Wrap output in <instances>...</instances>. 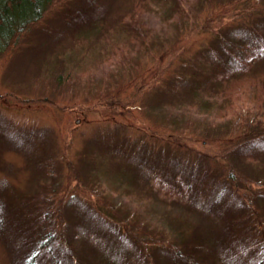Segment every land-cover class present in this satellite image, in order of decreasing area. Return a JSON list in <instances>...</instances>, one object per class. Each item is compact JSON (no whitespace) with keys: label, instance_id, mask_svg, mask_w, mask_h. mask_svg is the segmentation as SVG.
<instances>
[{"label":"rangeland","instance_id":"1","mask_svg":"<svg viewBox=\"0 0 264 264\" xmlns=\"http://www.w3.org/2000/svg\"><path fill=\"white\" fill-rule=\"evenodd\" d=\"M134 1L139 0H54L43 17L15 37L11 47L1 56L0 205L1 198L8 201V196H12L4 185L6 183H11L15 194H26L32 205L31 172L39 158L47 164L48 170L56 173L40 181L39 190L55 196L53 190L59 189L55 199L65 205L77 201L76 195L87 205L99 203L103 208L102 201L115 200L128 192L118 190L117 185H122L117 179L112 182L103 178L98 182L96 171L86 177L83 173L87 174L86 169L79 164V158L110 159L103 154L108 146H123L122 137L131 138L140 146L149 143L157 148H168V136L180 135L183 144L205 152L214 147V142L216 146L222 145L219 141L222 139L226 140L225 144L230 140L250 139L253 133L258 137L264 133V97L257 98L258 89L244 91L240 99L243 102L238 100L231 108L222 109V99L215 91H209L216 77L211 76L206 84L197 81L191 88L181 82V73L194 61L200 69L207 71L206 74L219 70L222 65L211 63L210 49L216 46L220 34L235 40L242 38V34L238 36L234 30L243 21L253 24L255 33L250 38L255 39L254 45L262 42L264 0H252L248 10L238 9L237 2L229 0H207L209 4L206 3L204 8H200V0H142L139 8L131 10ZM222 1L225 4L219 5ZM181 3H189L192 10L184 15V21L172 24V18L166 17L173 14V9ZM121 15L126 17V26H121L118 21ZM242 15L245 20L241 19ZM132 21L144 24L140 26V32L130 28ZM93 23L98 26L95 28ZM82 46L85 52H79L83 50ZM58 59L65 63L55 65ZM45 62L51 68L42 71L38 67ZM255 65V70L264 72V55ZM58 67L63 75L57 72ZM209 100L213 102V109L204 110ZM220 112L224 114L219 115ZM231 125L235 132H225ZM181 128H187V131L182 133ZM20 133L32 134L34 141L45 139L40 144L38 140L34 142L28 151L24 146L28 138L19 136ZM208 139L215 141L205 146ZM251 140L255 139L248 141ZM32 149L35 150V160H32ZM115 156L119 158L116 152ZM260 156L264 158V155ZM245 162L248 165L253 163L250 160ZM68 163L83 172L74 168L75 176L71 175L69 179L71 169ZM229 163L234 165L237 174L240 172L239 176L255 179L248 175L251 171L240 168L241 160L233 157L226 162ZM97 165L98 171L100 164ZM107 171L99 172L100 176L109 175ZM254 172L263 179L261 183H251L242 189L237 186L236 189L249 209L255 211L257 208L255 219L258 214L259 230L264 226V198L261 200L264 192L259 191L264 190V169L258 167ZM236 183H241L240 177ZM138 193L130 191L135 203L142 205L145 216L155 217L153 223L161 235L166 229L161 225L166 222L159 223V218L165 210L172 211L169 208L171 203L166 207L164 203L158 205ZM105 195L110 197L104 198ZM20 210L22 212L16 201V208L11 212L19 214ZM2 214L5 211L0 206ZM204 219H193V223L206 222L212 226V221ZM225 225L227 222L217 221L218 231H211H216L222 240H229L221 234ZM68 226L66 223L67 232ZM0 228H4L1 223ZM84 230L87 231L85 226L80 230L83 235L86 234ZM16 231L13 220L7 221L5 228L0 229V264H13L7 244L17 239ZM233 237L237 243V237ZM25 246V252L31 250L32 246L26 241ZM243 246L247 249L235 246L232 251L227 250L224 260L219 259L220 256L214 258L222 264H256L252 258L256 257L253 244L247 240ZM157 247L152 246L147 252L153 258L150 264H158L162 258V253L155 255ZM89 254L94 262L101 260L99 264H105L98 253ZM212 257L210 254L209 260ZM212 260V264H219Z\"/></svg>","mask_w":264,"mask_h":264},{"label":"trees","instance_id":"2","mask_svg":"<svg viewBox=\"0 0 264 264\" xmlns=\"http://www.w3.org/2000/svg\"><path fill=\"white\" fill-rule=\"evenodd\" d=\"M229 1H236L235 6L240 10H248L253 4L252 0ZM53 2L54 0H0V58L11 47L15 37L26 30L27 26L41 19ZM199 2H202L200 8H204L206 3L209 4L207 0ZM139 4H143V1H134L131 10L139 8ZM224 4L225 1L219 3V5ZM192 7L189 3H181L173 9V14L166 18H172V24L176 21L181 23L182 20L184 21V15L191 11ZM242 16L241 19L245 20V16ZM124 19L126 17L121 15L118 20L121 26H126ZM93 25L95 28L98 26L94 23ZM141 25L144 24L132 21L130 28L140 32ZM252 25L249 21H243L240 26H236L234 31L238 33L235 34L238 36L239 33L242 34V38L236 40L227 35H219L216 46L210 49L211 63L222 65L219 70L206 74L207 71H204V68L200 69V65L194 61L181 73V82L191 88L197 81L206 84L211 76L216 77L209 91H215L222 99V109L231 108L235 101L243 102L240 100L244 96L241 93L249 89L252 91L253 88L258 89L257 98L262 95L264 97V72L255 70L259 57L264 55V40L254 45L255 39L252 38L253 36L252 39L250 38L255 33ZM240 30L243 33L239 32ZM82 49L79 52H85L84 46ZM54 63L56 65L65 62L58 59ZM41 65L38 68L42 71L51 68L46 62ZM57 72L62 74L60 69ZM244 101L246 103V100ZM211 109L213 102L209 100L204 110ZM186 129L184 128L182 133H185ZM225 132H235L233 125ZM19 136L28 138V143L24 144L28 151L34 142L38 140L40 144L45 139L44 137L34 141L33 135L29 133H20ZM180 138V135H169L166 139L169 147L157 148L149 143L136 145L131 138L122 137L123 146L113 144L108 146L106 153L103 154L110 159L106 156L107 160L97 158L90 160L84 156L79 158V164L86 169L88 175L77 166L68 163L71 169L69 179L71 175L75 176L74 168H76L86 177L96 171L97 179H100L98 182L103 178H109L112 182L116 179L120 181L122 186L117 185L118 190L128 193L126 195L122 193V196L115 199L116 201L111 198L101 202L100 198L103 208L99 203L87 205L76 195L74 196L77 201L73 200V204L65 205L55 199L59 189L53 190L55 196L39 190L40 181L56 174L48 170L47 164L42 163L40 158L31 172L32 205L29 204V197L26 194H15L10 187L11 183L4 184L7 190L10 189L12 196H8V201L1 198L0 206L5 214L0 215V223L5 228V223L13 220L14 226L17 227V231L14 232L17 239L7 244L13 264H99L101 260L96 263L89 254L95 252L105 260V264H150L153 258L151 259L147 252L152 250V246H158L155 255L162 253V258L157 260L158 264H161V261L162 264H210L212 259L213 263L222 264L214 257L220 256L218 258L224 260L227 250L232 251L235 246L245 248L243 245L247 240L256 249V257H252L255 263L264 264V226L257 230L260 227L258 214L255 219L257 208L255 211L249 209L250 207L238 194L239 190L236 189L237 186L241 188L263 181L255 175L254 169L258 167L264 169V158L260 156L264 155V133L260 137L253 133L250 139L255 140L251 141L246 138L236 142L230 140L224 144L226 140L222 139L219 140L222 145L217 146L215 140L208 139L205 146L214 142L212 144L214 147L204 150L205 152L183 144ZM229 142L230 145L224 147ZM34 151L33 149L31 151L32 160L36 157ZM92 152L96 154V151L92 150ZM115 152L119 158L115 156ZM123 157L126 159L123 160ZM233 157L241 160L240 168L251 171L252 174L250 172L248 175L255 179L250 177L244 179L238 175L240 172L236 173L232 163L226 164ZM247 160L253 163L248 165L245 162ZM97 163L100 164L98 171ZM243 163L246 164V168ZM105 169H108L109 175L100 176L99 172ZM238 177L241 178V183H236ZM132 190L139 192L138 195L141 197H147L152 203L157 202L158 205L164 203L165 207L171 203L169 208L173 212L165 210L159 218V223L166 222V225H161L166 228L162 230L161 235H158L160 230L153 223L155 217L145 216L144 211L141 210L142 205L135 203L134 195L130 194ZM259 191L264 192L262 189ZM20 196L22 197L19 200ZM107 196L110 197L105 195L104 198ZM263 198L261 195V200ZM16 201L22 212L20 210L19 214L14 213V215L12 212L16 208ZM258 209L260 210L259 203ZM200 217L212 221V226L206 222L194 224L193 219ZM217 221L227 222L221 234L229 237V240L227 238L222 240L221 236H217ZM66 223L69 225V232L66 231ZM256 223L258 226H255ZM84 226L87 230H84L85 235L80 233ZM212 229L216 231L213 232ZM233 235L237 237V243ZM251 237L254 238L253 241L250 240ZM25 241L28 246H32L30 251L25 252L27 249ZM83 241L89 244L86 245L87 242ZM128 248L130 249L127 250ZM210 254L213 257L209 260Z\"/></svg>","mask_w":264,"mask_h":264}]
</instances>
